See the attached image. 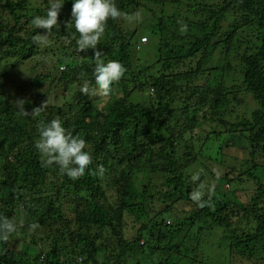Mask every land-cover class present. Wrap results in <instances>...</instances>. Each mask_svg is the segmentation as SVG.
<instances>
[{
  "label": "trees",
  "instance_id": "obj_1",
  "mask_svg": "<svg viewBox=\"0 0 264 264\" xmlns=\"http://www.w3.org/2000/svg\"><path fill=\"white\" fill-rule=\"evenodd\" d=\"M65 1L69 6L64 3L59 14L64 24L73 0ZM114 3L124 12H148L144 29L155 40L157 59L135 65L134 52L149 42L138 50L137 29L109 19L97 48L106 62L118 60L127 71L112 85L122 96L103 110L97 96L79 90L85 79L95 87L94 50L77 51L73 30H52L54 39L69 41L52 72L25 79L15 95L7 93L10 70L55 52L51 33L47 43L33 42L43 30L25 14L26 1L0 0V216L17 225L9 241L0 243V264H207L199 239L193 245L189 234L197 238L213 228L228 234L238 257L264 264V0ZM178 20L187 24L186 33ZM49 79V90L41 92ZM78 80L70 101L62 96L63 104L53 102L35 118L18 115L12 103L30 90L24 98L30 112L47 98L53 101L59 85L71 91ZM137 92L145 95L143 102L131 100ZM240 95L250 96L255 108L238 113ZM57 117L86 140L92 154L78 180L61 175L57 166L43 167L34 147L38 124ZM207 145L218 158L204 154ZM226 147L246 152L250 168L225 167L222 176L208 169L220 185L210 206L200 208L190 193L206 177L192 182L187 170L201 157L224 167ZM98 165L107 169L103 179L92 174ZM221 183L230 191L224 193ZM240 191L251 194L247 202L236 197ZM181 203L191 206L184 218L177 213L185 212ZM33 223L39 227L30 231Z\"/></svg>",
  "mask_w": 264,
  "mask_h": 264
},
{
  "label": "clouds",
  "instance_id": "obj_2",
  "mask_svg": "<svg viewBox=\"0 0 264 264\" xmlns=\"http://www.w3.org/2000/svg\"><path fill=\"white\" fill-rule=\"evenodd\" d=\"M65 0H49V6L44 15H37L31 19V24L43 33L38 32L33 37L36 44L47 43V37L54 28L59 26V14ZM125 20L129 23H139L142 21V12H124L116 6L114 0H73L71 8V19L65 21V28L76 40V50L83 52L93 49L92 55L94 67L92 74L95 87L90 80L85 79L80 86V92L87 96L107 97L111 94L112 85L118 82L127 69L118 60H107L103 58V53L97 46L105 35L108 20ZM181 25L182 34L188 31V26L184 21L178 20ZM78 34V35H77ZM149 40V39H148ZM85 75L84 73L80 74ZM17 114L20 116H31L33 118L40 115L48 106V98L40 105L35 106L29 112L25 108L27 101L17 98L13 102ZM38 139L35 140L34 147L40 155V162L43 167L57 166L61 175H67L72 180L83 177L86 170L93 163L92 154L86 150V140L80 135H73L63 125L59 117L48 122L41 121L37 126ZM202 171V170H201ZM107 169L103 165H98L93 170V175L103 179ZM200 172L192 175V182L200 179ZM215 184L208 185L201 182L200 185L190 193V199L200 208L210 206L211 198L214 194ZM205 195L208 200H204ZM39 227L33 223L29 225V230L34 231ZM17 231V225L5 216H0V243H7L11 235Z\"/></svg>",
  "mask_w": 264,
  "mask_h": 264
},
{
  "label": "rangeland",
  "instance_id": "obj_3",
  "mask_svg": "<svg viewBox=\"0 0 264 264\" xmlns=\"http://www.w3.org/2000/svg\"><path fill=\"white\" fill-rule=\"evenodd\" d=\"M23 1V0H21ZM20 0H16V2H21ZM26 1V10L25 14H28L30 18H33L37 15H44L45 10L48 8L46 3H49V0H24ZM63 2V0H62ZM65 4L68 5V3L65 1ZM63 4V5H65ZM65 5V6H67ZM69 6V5H68ZM1 10V9H0ZM64 11V7H62L60 12ZM142 12V21L139 23H129L127 21L124 22L123 28L125 30H135L137 29V40L142 38V37H148L149 38V43L143 47V49L139 52H134V63L135 65L137 64H143V65H149V63L154 62V60L157 59V53L155 52L154 49V44L155 40H152L147 33H145V26L148 23V12L144 9L140 10ZM1 12V11H0ZM67 13V12H66ZM65 13V14H66ZM64 16H67L65 15ZM71 19V18H70ZM57 29L61 32H68L66 28L64 27V23L59 19V26H57ZM49 41L52 42L55 52V56L50 54L49 56L46 55H41L36 59H32L25 63L23 66L17 67L14 71H9L8 77L5 78L4 82L6 83V91L8 94H13L18 92L19 88L24 86L25 84V79H33L36 78L37 76L41 75H47L50 72H52L53 66L56 64L57 59L63 55L64 53L61 51V46L68 47L69 46V41H66L64 38H55L54 39V33L51 32V35L48 37ZM136 40V41H137ZM138 42V41H137ZM135 42V43H137ZM139 43V42H138ZM75 51V49H72ZM136 53V54H135ZM68 56L72 55L70 50H67ZM141 61V62H140ZM136 67V66H135ZM59 72H62L65 70V67L62 66L61 68H58ZM79 75L76 77V79H79ZM52 79H49L45 85H43L40 89L41 92H45L46 90H49V85L52 82ZM232 80H229V85L231 84ZM79 85V80L76 81L75 84L72 85L71 91L67 90L64 86V83L59 85L57 87L58 89L54 92L52 90L51 97L53 98V101H50L48 99V105L52 104L53 102L59 104H63L62 101V96H67L66 101H70L73 96V92L77 89ZM21 88V89H22ZM21 91V90H20ZM28 91V90H27ZM24 95V98H27L31 95L30 90ZM20 93V92H19ZM152 93V90L150 89V94ZM122 96L116 90L113 88L111 91V94L107 97H100L97 96V104L100 109L106 110L111 104H112V99L117 98ZM144 94L137 92L135 93L132 97L131 100L134 101L135 103L138 102H143L145 100ZM241 98V103L235 104L237 112L241 114L248 112L247 110L255 108V103L252 100V98L248 95H240ZM184 107V106H182ZM67 111L69 112L68 108ZM210 146L207 145L204 147V154H213L214 158H218V154L215 149H210ZM188 151V150H186ZM249 159V155L240 150L238 147H226L224 148L223 152V159L222 163L224 164V167H220L217 164H212L208 161L207 158L201 157L199 162L195 163L192 167H190L187 172L188 174H195L197 172H200V179L196 181L202 180L201 178L204 179V183L210 184L211 182H214L215 185H220V182L214 178H212L209 173L208 169L212 170L216 175L222 176L224 172H226V168H236L237 171L239 172H244L248 168H250L245 162ZM264 160V158H263ZM226 167V168H225ZM202 170V171H201ZM223 188H224V193L230 191V187L228 183H221ZM246 187L249 188L251 187L250 185H246ZM226 190V191H225ZM246 194V195H245ZM251 195L250 193H244L240 191V193L237 194V198L240 202H247V198ZM207 195H205L206 197ZM231 199H233V195L230 194ZM208 198V196H207ZM181 209H185V212H177L179 214L178 217H186L189 212H191V206L190 205H185L183 203L179 204ZM168 223H172V220L168 218ZM128 238H132V233L131 231L126 230ZM195 234V233H194ZM190 232V242L193 245L197 246L196 240L199 239V244L197 247L199 248L200 251H203V258L208 260L206 261L207 264H253L252 262L247 261L244 258L238 257L237 254L233 253V251L230 248L231 244V239L228 236L227 233L223 232L220 229L213 228L211 230H208L207 232L202 233L201 235L197 236V238ZM194 236V237H193ZM141 258V257H139ZM135 263L130 261L128 264Z\"/></svg>",
  "mask_w": 264,
  "mask_h": 264
},
{
  "label": "built area",
  "instance_id": "obj_4",
  "mask_svg": "<svg viewBox=\"0 0 264 264\" xmlns=\"http://www.w3.org/2000/svg\"><path fill=\"white\" fill-rule=\"evenodd\" d=\"M148 41H149V40H148L146 37L141 38L140 41H139V43H138L137 49L139 50V49L141 48V46H142L143 44L148 43Z\"/></svg>",
  "mask_w": 264,
  "mask_h": 264
}]
</instances>
